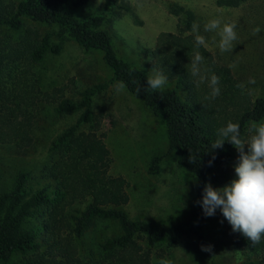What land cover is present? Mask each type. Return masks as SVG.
Here are the masks:
<instances>
[{"label": "trees", "instance_id": "obj_1", "mask_svg": "<svg viewBox=\"0 0 264 264\" xmlns=\"http://www.w3.org/2000/svg\"><path fill=\"white\" fill-rule=\"evenodd\" d=\"M87 1L0 0V27L14 31L24 28L17 40L0 37V143H14L24 149L33 140L34 113L30 108L37 105L35 82H28L14 71L16 64L36 63L47 53L58 54L62 41L70 38L85 51H100L112 72L111 80L124 81L127 91L162 119L168 150L195 177L196 206L188 222L166 227L128 216L123 208L129 199L128 183L123 176L108 173L109 150L103 140L106 132L99 131L101 120L92 110L93 96L107 84L96 83L86 87L78 100L62 95L55 99L54 111L58 115L73 112L78 115L51 141L48 162L42 166L36 183L30 181L33 177L29 171L20 170L11 186L0 191V264H7L16 253L32 254L24 264H41L45 259L49 260L46 264H52L56 256L64 264H151V247L164 243L171 249L191 234L203 239L208 216L199 202L208 172L214 167L221 168L215 175L220 187L238 178L235 167L239 155L235 154V147L225 141L222 149L211 148L217 129L229 121L238 122L245 139L252 122L264 123V91L250 94L229 66L218 63L207 48L200 47L206 66L221 77V95L211 102L204 99L210 89L206 83L198 84L197 78L190 74L195 50V34L191 30L195 22L193 10L179 4L169 6L171 14L182 16L177 23L179 32H159L152 54L157 68L163 69L172 86L153 92L147 88L146 71L118 54L105 26L112 16L131 12L129 3L104 0L100 10L82 18L68 9L69 5L81 6ZM245 1L215 0V3L237 7ZM24 19L55 27L59 41H51V31L39 34L36 27L24 26ZM138 85L140 91L136 93ZM84 124L89 125L88 130L82 128ZM190 154L197 155L195 162H189ZM161 158L162 155L152 156L151 172L158 171ZM1 177L0 170V182ZM101 221L115 223L118 231L98 241L84 257L73 239H82ZM227 231L234 242H241L244 237L233 232L228 221ZM43 243L47 245L48 256L38 252ZM247 245L257 255L258 264H264V237L255 246L248 239Z\"/></svg>", "mask_w": 264, "mask_h": 264}, {"label": "rangeland", "instance_id": "obj_2", "mask_svg": "<svg viewBox=\"0 0 264 264\" xmlns=\"http://www.w3.org/2000/svg\"><path fill=\"white\" fill-rule=\"evenodd\" d=\"M103 1L88 0L81 6L69 5L68 9L82 18L100 10ZM126 1L131 12L122 13L119 17L112 16L105 26L118 54L144 69L148 76L153 68H157L152 54L157 34L161 31L179 32L177 23L182 16L169 12L171 4H179L195 13V22L200 25L199 34L206 37L207 49L214 59L229 67L237 65L230 69L243 89L253 95L264 91V0H246L237 7L218 6L215 0ZM215 18L237 24V40L229 53L219 50L218 30L204 31V25ZM24 26L36 27L39 34L51 31V41H59L53 26L29 19H24ZM256 27L261 31L253 34ZM23 33L24 28L14 31L0 27L2 39L17 40ZM14 71L26 77L28 82H35L33 89L37 105L30 108L34 113L31 126L33 140L24 149L14 143H0V191L11 186L15 174L20 170L29 171L33 177L30 181L36 183L42 166L48 162L51 141L76 119L78 112L58 115L54 111L55 99L62 95L78 100L86 87L106 83L107 86L93 96L92 110L94 116L101 120L99 131L106 132L103 140L109 150L108 173L121 175L128 183L126 191L129 199L123 206L124 210L130 218L146 220L156 227L190 220L196 206L195 177L181 167L174 152L168 150L162 119L154 116L127 89L116 93L114 85L117 81L111 80L112 72L100 51H85L74 40L66 38L58 54L47 53L42 61L36 63L18 62ZM251 80L254 83H250ZM171 86L172 81L168 79L165 88ZM82 128L88 130L89 125L84 124ZM250 135L247 132L245 140ZM247 150L248 146L245 145V152ZM235 154L239 155L236 149ZM153 155H162L156 173L149 168ZM220 170L214 167L208 172L207 184L210 183L213 188H221L215 179ZM117 231L115 223L101 221L82 239H73V242L85 257L89 249L94 250L98 241ZM202 232L203 239L191 234L171 249H167L164 243L151 247V264H159L161 259L171 260L173 264H258L257 255L248 248L247 237L244 236L241 242L232 240L227 231V220L219 208L214 216H208ZM202 246H211V250L203 251ZM46 247L43 243L38 252L48 256ZM31 256V253H16L7 264H24ZM47 261L45 259L41 264ZM52 264L64 263L56 256Z\"/></svg>", "mask_w": 264, "mask_h": 264}, {"label": "clouds", "instance_id": "obj_3", "mask_svg": "<svg viewBox=\"0 0 264 264\" xmlns=\"http://www.w3.org/2000/svg\"><path fill=\"white\" fill-rule=\"evenodd\" d=\"M102 2V0H101ZM236 22L225 23L220 18L210 20L204 25L205 32L218 30L220 37L218 47L221 53H229L237 40ZM195 33V50L190 62V74L197 78L198 84H207L210 89L205 100L211 102L221 95V77L216 75L205 64V57L199 51L200 47H208L206 37L199 34L200 25L192 24ZM261 31L259 27L253 29V34ZM232 64L230 67L235 68ZM133 83H137L133 81ZM250 83H254L251 80ZM168 84V77L163 69L153 68L147 78V88L153 92L163 90ZM116 93L126 89L124 81H117L114 85ZM139 85L136 93H139ZM251 133L247 140L241 137L240 124L227 122L226 126L217 129V138L212 149H222L225 141L239 152V164L235 167L237 179L221 188H213L210 183L205 184L202 200L199 202L205 216H214L219 208L223 216L230 223L233 232H240L255 246L264 237V123L252 122L248 128ZM245 145L248 146L245 152ZM215 159V156L212 157ZM197 155L190 154L189 162H195ZM211 165V161H209ZM203 251H210L211 246L203 247ZM159 264H173L171 260L161 259Z\"/></svg>", "mask_w": 264, "mask_h": 264}]
</instances>
